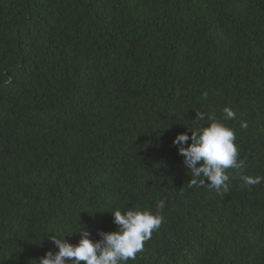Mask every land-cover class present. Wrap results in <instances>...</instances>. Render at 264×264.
<instances>
[{"label": "trees", "instance_id": "obj_1", "mask_svg": "<svg viewBox=\"0 0 264 264\" xmlns=\"http://www.w3.org/2000/svg\"><path fill=\"white\" fill-rule=\"evenodd\" d=\"M209 116L244 162L219 189L173 144ZM242 176L264 177V0H0V264L129 209L163 220L127 264H264V181Z\"/></svg>", "mask_w": 264, "mask_h": 264}, {"label": "clouds", "instance_id": "obj_2", "mask_svg": "<svg viewBox=\"0 0 264 264\" xmlns=\"http://www.w3.org/2000/svg\"><path fill=\"white\" fill-rule=\"evenodd\" d=\"M223 114L224 120L235 119V113L228 107L223 109ZM199 119L204 120V114H199ZM208 119L211 123L191 129V136L177 134L173 144L183 157V164L191 171L189 186L207 185L211 189H219L226 187L225 182L229 180L227 170L239 169L244 162L239 159L234 131L212 116ZM241 127L246 128L247 123L241 122ZM189 140L190 144L187 143ZM241 179L244 186L264 181V177L260 176H242ZM164 206L161 201L157 207L162 210ZM111 213L113 222L118 226L116 231L100 232L101 239L93 241L89 231L81 229L77 244L69 243L65 236L52 237L58 250L47 252L38 264H127L143 250L144 242L150 239L154 230L159 229L163 220L161 215L148 210H115Z\"/></svg>", "mask_w": 264, "mask_h": 264}]
</instances>
